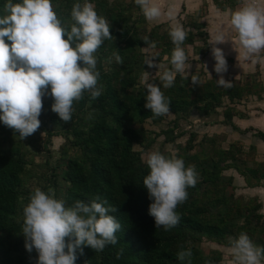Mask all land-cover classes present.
<instances>
[{
    "label": "trees",
    "instance_id": "obj_1",
    "mask_svg": "<svg viewBox=\"0 0 264 264\" xmlns=\"http://www.w3.org/2000/svg\"><path fill=\"white\" fill-rule=\"evenodd\" d=\"M21 2L12 0L13 4ZM213 2L226 10L234 8L240 0ZM5 3L7 0H0V12ZM51 3L62 23L71 22L74 4L91 3L98 16L108 21L114 39L105 40L94 53L102 95L93 100L86 93L84 99L74 102L70 122H62L51 111L54 101L48 95L42 97L40 128L24 140L0 122V264H36V251L29 253L25 249L22 224L23 208L37 188L64 200L68 206L76 201L87 204L99 196L101 201H108L106 207L117 209L109 214L122 226L116 233L118 242L107 245L103 251L83 247L82 255L76 253L75 264H221L222 253L214 250L206 254L201 243L206 239L228 248L229 238H237L241 233L247 234L256 246L264 247L262 203L257 197L236 195L235 179L224 174L235 169L250 186L264 180V162L255 159L254 145L248 151L249 161L244 159L242 146L233 143L228 149L218 148L214 137L202 139L209 148L203 149V144H199L200 151L192 153L198 134L191 133L186 145L178 146L174 155L182 158L186 167L195 166L198 173L195 187L186 189L187 200L175 209L179 223L165 231L163 227L157 228L148 214L152 201L143 186L149 172L143 156L160 134L155 133L152 138L147 125L162 124L168 114L155 117L144 107L147 86L142 85L141 79L148 64L143 49H155L157 61L167 57L170 63L175 47L168 34L171 26L149 27L135 0H51ZM183 28L188 29L182 45L185 53L188 46H194L196 55L207 56L210 44L206 25L191 18ZM114 53L120 55L122 63L116 62ZM259 70L257 65L255 73L244 75V82L234 80L230 88L218 86L216 74L205 82L195 76V84L177 74L174 85L167 89L160 77L154 79L152 84L160 86L170 99L169 114L175 116L171 121L174 126L161 131L164 143L179 138L174 133L179 121L190 119L194 111L209 118L223 108L220 123L239 130L234 118L245 119L247 115L233 106L244 98H263ZM225 99L233 106L224 104ZM251 130L254 129L241 132ZM254 136L264 141L263 131L255 130ZM54 137L65 140L55 160L50 146ZM37 156L44 158L41 163L35 161ZM165 156L172 158L170 154ZM181 250H190L191 258L179 260L177 253Z\"/></svg>",
    "mask_w": 264,
    "mask_h": 264
},
{
    "label": "clouds",
    "instance_id": "obj_2",
    "mask_svg": "<svg viewBox=\"0 0 264 264\" xmlns=\"http://www.w3.org/2000/svg\"><path fill=\"white\" fill-rule=\"evenodd\" d=\"M135 4L147 21H158L165 15L175 21L174 7L165 13L156 0H135ZM70 17V23H62L51 0H22L16 4L7 0L0 12V122L18 132L21 140L40 128L38 118L45 95L51 96L54 101L51 111L64 123L72 120L74 102L84 99L86 93L93 100L102 95L94 53L105 40L114 39L111 26L98 16L91 3L74 4ZM229 24L236 33L239 57L253 64L264 59L260 57L264 51V6L259 0H244L231 14ZM168 34L175 47L171 69L160 76L165 89L172 87L176 75L184 73L187 67L182 47L186 31L174 23ZM225 40V32L217 29L212 36L211 53L214 71L220 77L217 85L230 88L231 82L223 76L228 71L227 60L223 50L217 47L225 44ZM113 55L117 63L123 62L118 53ZM148 66L156 65L149 62ZM192 82L197 81L194 78ZM146 89L144 107L155 117L169 114L171 102L160 86L148 84ZM146 165L149 172L143 186L152 201L148 214L157 228L168 231L179 223L175 209L187 200L186 189L195 187L198 173L195 166L186 167L182 158H168L158 151L147 154ZM107 204V200L101 201L97 196L90 203L76 201L68 206L64 200L37 188L23 208L26 251H36V264H75L76 253L82 255L83 247L103 251L107 245H115L116 233L122 226L109 214L117 209L106 207ZM228 251L232 264L264 261V247L256 246L245 233L229 238ZM191 256L190 250L177 253L181 261Z\"/></svg>",
    "mask_w": 264,
    "mask_h": 264
},
{
    "label": "rangeland",
    "instance_id": "obj_3",
    "mask_svg": "<svg viewBox=\"0 0 264 264\" xmlns=\"http://www.w3.org/2000/svg\"><path fill=\"white\" fill-rule=\"evenodd\" d=\"M127 1L129 2L130 0H127ZM167 11L168 10H165L164 12H167ZM203 13H204V9L202 8L201 11H199L195 15H191V16H188V15H182L181 16L180 13L175 14V21H172L171 25H173L174 23H179L180 25L183 26V24L188 23L191 18H195L198 21L200 20L201 23L204 22V24L206 22H208L207 31H210L212 36L217 29L223 30L226 34L225 44L217 45V47H219L223 50V52L225 54V58L227 60V64H228V71L223 74L224 79L227 81H230L231 84H232V82H234V80H240V81L244 82L245 76L243 74H239V72L243 71L242 69H244V70L248 69L247 63L243 62L244 60L240 59V58H239V62L235 63L231 59V57H233V56L227 55V50L229 49V47L226 46V43H228L227 40L230 42L236 41V39H234L235 34H231V32H233L234 30H232L230 32V30H228V28H224L225 22L224 23H218L219 17H216V16L210 17L211 14H208L205 17V14H203ZM164 17L166 20H169L166 15ZM169 21H171V20H169ZM149 23H150V25H148L149 27L156 25V21H151V22L149 21ZM167 24L170 26L169 23H167ZM218 24H219V26H218ZM206 26H207V23H206ZM185 31L187 32L188 29H186ZM205 31H206V28H205ZM196 45L200 46V45H202V43L196 42ZM210 45L212 46V41H211ZM143 52L146 53L147 64H149V62H152L154 65H156L155 67H149L148 66L146 72L144 73V75L141 79L142 85L147 86L148 84H152L154 79L160 77L164 71L169 70L170 63L166 60L167 57H164V59L162 61H157L156 55H155L156 50L153 48L152 49L151 48H144ZM237 53H239V48L236 49L235 53H233V54L236 55ZM262 53H264V51H262L260 54H262ZM186 56H187V62H186L187 67L185 69V72L182 73V75L185 76L186 78H189L191 80V82L195 78V76L203 82L212 79L213 74H216L217 80L220 78L218 76V74L215 73V71H214L215 60H214L211 52H210V54H208L207 56L202 58L201 56L196 55V51H195L194 46H188ZM261 60H260V63H261ZM245 63H246V65L244 66ZM263 63H264V60H263ZM238 69H240V70H238ZM244 74H246V73H244ZM263 74H264V70H263ZM261 76H262V74H260L258 80L262 83V85H264V77H261ZM224 101H225L224 104L230 105L226 99ZM258 103L259 102L256 101V97H248V98H244L243 101H241L239 104H234V106L233 105H230V106L235 107V109L238 110L240 113L247 115L249 112H251V108L254 109V107L258 106ZM224 106L225 105H223L222 107H224ZM223 111H224L223 108H219L218 113L212 115L209 118H207L206 116H203V114H201L200 112L194 111L193 114L191 115L190 119H188V120L181 119L179 121V127L177 129H175V132H174L175 135H179V138L176 139L175 142H168L166 144L164 143L165 135H163L161 131L166 130L170 126L171 127L174 126L171 123V121H173L175 119V116L172 114H168L167 115V117H168L167 121L163 122L162 124L147 125L148 130L151 131L150 135L152 138L154 137L155 133H157L158 135L160 134V136L157 137L155 144L152 146V148H150L151 150L149 152H147L146 154H144L143 158H144L145 162H146V158H147L148 153L157 152V151L159 152V150L161 151L160 153L163 154L164 156H165V154L166 155L170 154L173 158L174 155L178 152V146H180V145L185 146L190 135H191V133H197L198 134V136L195 140V143H196L195 145L197 147L192 151V153L200 151V148H198L199 144L200 145L203 144V146L201 145L202 146L201 148H203V149L209 148L208 143L203 142L202 139L204 137H214V138H217V147L218 148L221 147L222 149H228L230 147V145L233 143H236V144L242 146L244 149V153H245L244 159L249 161L250 154H248L249 153L248 151H250L249 150L250 147L257 140V138L254 136L255 130H253V131L251 130L250 132H247V133L241 132V131H245L247 129H250V127H252V126H248L247 123L242 124L243 129H240L239 128L240 126H237L234 123V125L239 130H234L232 126H227V125L221 124L220 122L223 120ZM234 119H236V121H239L238 119H240V118L235 117ZM250 123H253V122L250 121ZM38 132L41 135H45V132H43V130H39ZM64 142H65V140L63 137H54L53 138V142H52L53 144H50V146L52 147L54 160L57 158L58 150L60 149V146L62 144H64ZM43 159L44 158L40 157V156L35 157V161L37 163H41L43 161ZM234 163L235 162H233L232 164H234ZM236 172L237 171L235 169H230V170H227L224 174L227 176H232L235 179ZM241 193H242L241 190L238 192L236 191V195H240ZM262 212H263V209H262ZM200 247L203 249V251L206 254H208L214 250L220 251L222 253V257H223L221 264H232V256H231L230 252L228 251L227 247L219 246V245H217L213 242H210L209 240H206V239L203 240ZM35 256H38V254L36 253ZM262 264H264V263L262 262Z\"/></svg>",
    "mask_w": 264,
    "mask_h": 264
},
{
    "label": "crops",
    "instance_id": "obj_4",
    "mask_svg": "<svg viewBox=\"0 0 264 264\" xmlns=\"http://www.w3.org/2000/svg\"><path fill=\"white\" fill-rule=\"evenodd\" d=\"M260 4L262 6H264V0H259ZM156 3L161 7L162 11L164 12L165 10H168L169 7H174V12L175 14L180 13L181 16L182 15H195L196 13H198L199 11H201V9H204V13L205 17L208 14H211V16H216L219 17V22L218 23H224L225 22V27L224 28H228V30H230V32L232 31L229 21H230V17L231 14L238 10L242 4L244 3V0H240V3L238 5H236L234 8H227L226 10H221L219 9L213 2V0H156ZM166 13V12H165ZM179 17V16H178ZM201 22V21H200ZM149 23V21H148ZM169 23L170 26H172V21L166 20L164 16H162L158 21H156V25L159 24H167ZM204 23V22H203ZM207 26H206V31H207V27H208V22ZM205 23V25H206ZM150 25V23H149ZM219 26V24H218ZM222 28V27H221ZM208 32V36H209V44L212 41V34L210 31ZM234 32V31H233ZM231 32V34H235V38L236 39V33ZM228 43H226V46L229 47V49L227 50V55L228 56H233L231 57V59L236 63L239 62V53H237L236 55H234L233 53H235V50L238 49V44L237 41L235 42H230L227 40ZM211 52V45H210V51L208 54H210ZM261 58H264V53L261 54ZM241 59V58H240ZM263 60H260L253 64L251 62V60H244L243 62L247 63V67L248 69L243 71H240L239 74H243V75H248V74H253L257 71V65H259V71L260 74H262L261 77H264L263 74V68H264V63ZM246 63L244 64V66L246 65ZM235 67V66H234ZM240 70V69H238ZM246 73V74H244ZM264 86V85H263ZM256 101H258V106L254 107V109L251 108V112H249L247 114V118L245 119H238L239 121H236V119H234V123L237 126H240V129H243L242 124L247 123L248 126H252L250 128H253L254 130H260L264 132V95L263 98L258 100L256 98ZM253 122V123H250ZM256 147V153H255V159L258 162H264V141L260 140L257 138L256 142H254V144H252ZM235 185H237L238 191H242V193L240 195L246 196V198L249 197H257L259 202L262 203L263 207V212L264 213V180H262L258 185H248L247 180L242 177L241 175H239L238 172H236L235 175ZM264 263V261H262Z\"/></svg>",
    "mask_w": 264,
    "mask_h": 264
}]
</instances>
